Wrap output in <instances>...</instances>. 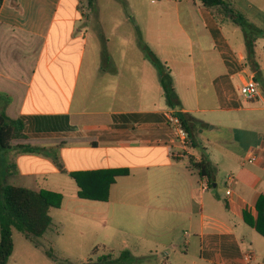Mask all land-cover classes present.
Wrapping results in <instances>:
<instances>
[{"label": "crops", "instance_id": "obj_1", "mask_svg": "<svg viewBox=\"0 0 264 264\" xmlns=\"http://www.w3.org/2000/svg\"><path fill=\"white\" fill-rule=\"evenodd\" d=\"M178 1L177 6L183 4ZM232 1L260 31L254 35L257 70L248 60L242 30L218 24L199 1L205 11L197 16L208 34L202 40L187 30L198 35V20L189 10L161 13L165 28L176 23L190 50H200L198 64L191 55L187 65L192 73L184 75L193 86L194 103L186 105L176 91L181 108L172 110L166 102L162 110L160 73L143 58L142 31L139 45L135 40L127 45L115 31L111 35L99 0L93 9L90 0H5L0 10V111L25 122L26 139L14 140L3 155L8 164L3 178L12 186L63 195L62 207L51 211L53 220L54 211L69 209L66 197L76 200L86 208L87 229L103 239L105 248L111 239L126 237L120 255L133 264H247L250 253L251 264H264V237L244 218L247 213L257 219L256 203L264 195V0ZM84 2L91 13L84 12ZM121 21L115 26L129 30L130 39L140 33L132 18ZM210 52L217 55L210 57ZM250 77L263 90L259 101L241 95ZM178 113L190 117L192 144L187 148L170 120ZM198 125L221 130L207 155L196 149ZM25 147L45 152L26 153ZM191 158H207L214 167L208 191ZM226 168L236 174L224 177L225 190L219 192L215 174ZM110 170L129 174L111 187L108 202L78 198L73 174ZM179 219L188 223H175ZM130 236L150 247L147 252L130 250ZM151 247L159 251L157 257ZM13 258L9 264H19Z\"/></svg>", "mask_w": 264, "mask_h": 264}, {"label": "rangeland", "instance_id": "obj_2", "mask_svg": "<svg viewBox=\"0 0 264 264\" xmlns=\"http://www.w3.org/2000/svg\"><path fill=\"white\" fill-rule=\"evenodd\" d=\"M178 2H183V4L177 6V0H99V12L102 15L107 16V21H109V24L111 25V31L109 33L113 35V32L115 31L117 38L118 35H120L121 38H125L122 40H124L127 45H129L131 40L137 41L139 45V34H141L142 31L143 42L151 48L162 63H164L170 70L175 90L178 92L184 103L190 105L194 103V100L190 95L193 86H190V83H186L184 75L192 73V67L187 65V63L191 62V55L194 57L195 64H198L200 50L197 46H194L193 51L190 50L187 38L183 35L182 30L176 23L173 25L174 27L171 24L169 28H165L167 21L161 13H176L177 11L189 10L194 15V18L198 20L197 22L199 24L198 35L193 33L191 28L187 27V30H190V34H194L192 37L194 39L201 38L202 40L203 35L207 36L208 34L206 33L204 24L201 23L197 16L199 12L205 11L204 8L198 4V0H180ZM82 8L86 13L92 12L89 10V4L87 2H84ZM127 17L132 18L131 23H136L140 30V33L138 32L132 39L129 38V30L121 27V29H119L115 26L120 20L123 21V18ZM155 23H157V25H155ZM151 26L155 29V32L151 30ZM242 33L243 32L239 30V34L243 35ZM98 36L99 34L96 33V37ZM229 37L232 42L236 43L235 38L231 34H229ZM114 43L115 40H113L112 44ZM205 44L208 46L209 42L206 41ZM142 54L145 59L143 51ZM208 55L214 57L217 54L215 52H210ZM150 65L152 64L150 63ZM152 67L154 72H158L153 65ZM197 72L198 74L201 72L200 67L196 68V73ZM199 91L201 92V87ZM212 91L213 90L210 87L209 92L213 93L214 91ZM160 104L162 110H167L163 93L160 96ZM211 128L212 125L209 127L197 126V137L199 138V141L197 140L196 142V149L198 152L206 155L209 154L208 150L212 149L208 144H210V142H212V140L221 132L219 129L220 132L211 131ZM216 155L221 158L222 155L219 149L217 150ZM3 162L4 164L0 175L2 178L3 176H6V172L8 171V164H6L4 158ZM224 170L225 171L222 170L215 174L218 180L217 184H219L217 190L219 192L225 190L222 184L224 177L231 174L235 176L236 174V172L231 173L232 171L229 168ZM11 183L16 184L14 180H12ZM212 191L215 190L212 189ZM67 201H69L68 210L63 208L62 210L53 212V225L44 238H27L26 235L18 231L14 232L15 253L12 261L18 260L19 264H90L92 262L98 263L102 257L107 256L116 261L112 264H133L132 258H125L120 260V262H117L120 259L121 252L124 250L122 241L126 237L119 236L114 240L111 239L110 247L105 248L102 241L103 239H98L96 234L92 233L86 227V208L82 209L79 207L76 200L72 203L66 197V203ZM133 223L136 222L133 221ZM175 223L188 222L185 221V219H179ZM128 242L131 246L130 250H136L134 252L137 254L140 252L141 254L146 253L150 248H146V245L141 244L134 236H130ZM151 248H153V257H157V252L159 251L155 249V247ZM96 249L98 251L97 253H94ZM182 249L184 250L183 242L180 251H182Z\"/></svg>", "mask_w": 264, "mask_h": 264}, {"label": "trees", "instance_id": "obj_3", "mask_svg": "<svg viewBox=\"0 0 264 264\" xmlns=\"http://www.w3.org/2000/svg\"><path fill=\"white\" fill-rule=\"evenodd\" d=\"M5 0H0V10ZM206 8L218 24H233L240 28L246 38L247 55L253 71H256L258 63L255 54L254 35L260 31L249 23L245 14L236 6L232 0H198ZM95 0H90V6L93 9ZM143 52L146 60L152 63L159 71L161 85L164 91V97L167 105L172 110L181 108V102L176 93L174 82L170 70L158 58V56L147 46L143 45ZM257 81V80H256ZM188 115L183 114L180 118L183 128L188 129ZM26 124L18 119H10L5 113L0 111V160L3 155L12 149L11 143L14 140L26 139ZM26 153L45 152L44 150L25 147ZM191 167L198 173L200 178L213 179L215 169L207 158L201 161L190 159ZM127 170H110L97 172H84L73 174L72 177L79 187L78 198L95 202H108L110 198L111 187L116 184L118 178L128 176ZM64 197L61 194L49 191H35L22 187L9 185L5 178L0 176V264H9L15 252L14 232L18 231L27 238H43L53 225L51 211L60 209ZM257 219L254 220L247 213L244 214L245 223L254 228L264 237V195L257 203ZM97 249L94 253H97ZM124 255L117 262L123 260ZM102 264H112L116 261L111 257L104 256L99 260Z\"/></svg>", "mask_w": 264, "mask_h": 264}, {"label": "built area", "instance_id": "obj_4", "mask_svg": "<svg viewBox=\"0 0 264 264\" xmlns=\"http://www.w3.org/2000/svg\"><path fill=\"white\" fill-rule=\"evenodd\" d=\"M241 95L242 97L247 100V101H259L262 98L263 95V90L260 86V84L256 81L254 77H250L246 82L243 84L241 87ZM170 120L172 123H174L177 126V133H178V139L181 141V145L185 148L189 147L192 142L189 134L187 131L183 128L182 123L180 121V118L178 115H171ZM177 157H180V154H177ZM256 160V157H253L249 160V164H253ZM230 183L234 182L233 177L228 178ZM202 189L204 191L209 190V179L204 178L203 184H202ZM232 195L231 191L227 192V196L230 197ZM254 260V254L250 253L245 256L244 261L247 264H251L252 261ZM166 264H170L167 262Z\"/></svg>", "mask_w": 264, "mask_h": 264}, {"label": "water", "instance_id": "obj_5", "mask_svg": "<svg viewBox=\"0 0 264 264\" xmlns=\"http://www.w3.org/2000/svg\"><path fill=\"white\" fill-rule=\"evenodd\" d=\"M178 117L179 118H183V114L182 113H178ZM90 264H101V263H90Z\"/></svg>", "mask_w": 264, "mask_h": 264}]
</instances>
